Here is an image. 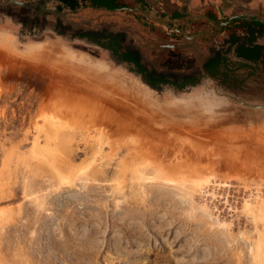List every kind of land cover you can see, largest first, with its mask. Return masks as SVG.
I'll return each mask as SVG.
<instances>
[{
  "label": "rangeland",
  "instance_id": "374dc122",
  "mask_svg": "<svg viewBox=\"0 0 264 264\" xmlns=\"http://www.w3.org/2000/svg\"><path fill=\"white\" fill-rule=\"evenodd\" d=\"M17 1L27 5L0 2V264H264L254 251L264 214L243 209L264 193V109L223 95L264 104V84L242 92L205 82L196 56L158 47L166 40L139 16ZM68 12L106 26L75 30L60 19ZM86 34L101 43L121 34L170 83L149 88ZM186 77L199 83L177 90ZM173 137L208 161L170 158ZM155 167L212 182L193 191Z\"/></svg>",
  "mask_w": 264,
  "mask_h": 264
},
{
  "label": "crops",
  "instance_id": "0c3cea01",
  "mask_svg": "<svg viewBox=\"0 0 264 264\" xmlns=\"http://www.w3.org/2000/svg\"><path fill=\"white\" fill-rule=\"evenodd\" d=\"M118 2L120 8L114 11L95 9L90 4L80 9L105 10L112 14L121 12L127 14L133 21L139 16L144 22L148 21L146 27L160 34L161 39L166 41L179 39L181 37L179 31H183L185 35L201 33L198 42L201 51L207 57L205 64L219 54L232 63L230 67L234 68L233 64H236V74L243 81L239 88L242 92H246L249 87H261L264 84V0H118ZM80 9L72 12H78ZM233 38H237L238 42L232 46L230 41ZM241 44L245 47L260 46L263 56L257 61L237 57L235 49ZM215 80L220 82L219 79Z\"/></svg>",
  "mask_w": 264,
  "mask_h": 264
},
{
  "label": "trees",
  "instance_id": "16d2710c",
  "mask_svg": "<svg viewBox=\"0 0 264 264\" xmlns=\"http://www.w3.org/2000/svg\"><path fill=\"white\" fill-rule=\"evenodd\" d=\"M59 3L61 10H71L77 11L81 7H87L88 4L92 8L99 9L98 5H96V1L99 0H56ZM118 2V0H116ZM107 10L114 11L120 8L119 2L116 6L109 8L106 7ZM90 41L97 43L98 45L104 47L105 49L109 50L111 53V57L115 60L118 64L120 63H127L131 67L129 70L131 72L136 73L137 75L141 76V79L145 85L149 88L162 91L163 86L169 84L170 82L167 78L160 73H157L155 70L148 69L143 63L141 62L140 53L137 50L131 49L129 47L123 48L121 45L122 35H110L107 36V41L101 43L93 34H86ZM231 45H235L238 42L237 38H233L230 41ZM235 54L237 57H241L243 59L249 61H257L258 59L263 56L262 48L260 46H248L245 47L244 45H240L237 49H235ZM232 63L222 55H218L213 59H210L205 64V71L208 76L213 79H219L220 82L227 86L229 89L237 90L241 87L243 81L239 78L236 74V68L234 65L230 67ZM241 66V65H239ZM199 83V80H191L189 77H186L182 84H173L177 90H182L187 86H194Z\"/></svg>",
  "mask_w": 264,
  "mask_h": 264
},
{
  "label": "bare ground",
  "instance_id": "6f19581e",
  "mask_svg": "<svg viewBox=\"0 0 264 264\" xmlns=\"http://www.w3.org/2000/svg\"><path fill=\"white\" fill-rule=\"evenodd\" d=\"M116 75H122V73H116L114 72ZM135 85L137 87H140L141 89H144L142 85H140L139 83H137V81L135 80ZM145 90V89H144ZM57 125V124H56ZM56 125H53L52 126V129L54 130L55 133H58L59 131V128H57L58 126ZM170 139V138H169ZM36 142V141H35ZM34 142V143H35ZM212 142V141H211ZM33 143V144H34ZM39 143V142H38ZM39 145V144H38ZM35 148L37 146H34ZM48 147V146H47ZM38 148V147H37ZM40 149V148H39ZM45 149H47L45 147ZM212 149V148H211ZM34 150V148H33ZM100 150H101V147H100ZM167 152H168V155L170 158L174 159V160H177L178 162L181 161H187L188 163H192V162H196L199 163V162H205V159H207L208 161V153L202 149L201 147H198V145H196L195 143H192V141L188 140V139H185L184 137H173L170 139L169 143H168V147H167ZM209 151V150H208ZM211 152V151H210ZM155 154V153H154ZM216 155V154H215ZM215 155L213 157H215ZM102 156V154H101ZM156 157V156H155ZM175 157V158H174ZM171 159V160H172ZM215 159V158H214ZM217 159V158H216ZM183 160V161H182ZM218 160V159H217ZM169 161V159H168ZM177 163V162H176ZM180 163V162H179ZM216 163L218 164L219 166V163L216 161ZM151 164V163H150ZM168 164H170V162H168ZM181 164V163H180ZM202 164V163H201ZM214 164V163H213ZM158 165V163H157ZM176 165V164H175ZM198 165V164H197ZM196 165V166H197ZM195 166V165H194ZM221 166V165H220ZM174 167V166H172ZM180 167V166H179ZM203 167V166H202ZM210 167V166H209ZM216 167V166H215ZM175 168V167H174ZM190 168V167H189ZM192 169V168H190ZM201 169V168H200ZM213 169V168H212ZM204 170V169H203ZM202 170V171H203ZM206 170V169H205ZM156 175L158 176V178H161L163 180H166L168 182H178L182 185H184L185 182H189L190 183V187H191V190L193 191H199L201 190L204 186H209V184L212 182V179H211V176L212 174L210 173H205L206 175H198L197 177H194V179L190 178L191 176H185V177H177V176H173V175H167V174H164L162 172V168H156L154 169ZM198 171V170H197ZM207 171V170H206ZM211 171V170H209ZM82 172V171H81ZM87 172V171H85ZM192 173L194 171H191ZM199 173V171H198ZM190 174V173H189ZM188 174V175H189ZM79 175V174H78ZM147 175V174H146ZM77 176V175H76ZM216 177V176H215ZM228 177V176H226ZM233 177V176H232ZM142 178V176H141ZM139 178V179H141ZM76 179H79V178H76ZM144 179V178H143ZM142 179V180H143ZM214 179V178H213ZM229 179V178H228ZM79 181V180H77ZM73 182V181H72ZM75 182V180H74ZM73 182V183H74ZM216 182V181H215ZM68 183V182H67ZM222 184H225L229 187V184L228 182L224 181L222 182ZM221 184V185H222ZM231 185V184H230ZM213 186V184H212ZM211 188V187H210ZM204 190V189H203ZM209 190V189H208ZM256 194H250L249 195V198L248 199H245L244 200V203H243V209L245 211H247L248 213H250L254 219H257L259 217H261L263 214H264V193H262V191L257 188L256 189ZM207 192V191H205ZM264 192V191H263ZM202 193H204L202 191ZM209 193V191H208ZM213 195V194H212ZM263 218V217H262ZM263 223H264V218L262 219ZM264 227V226H263ZM255 253L256 254H263V259H264V229H263V234L260 238V240L257 242L256 244V248H255Z\"/></svg>",
  "mask_w": 264,
  "mask_h": 264
},
{
  "label": "water",
  "instance_id": "95a60500",
  "mask_svg": "<svg viewBox=\"0 0 264 264\" xmlns=\"http://www.w3.org/2000/svg\"><path fill=\"white\" fill-rule=\"evenodd\" d=\"M0 2H3L2 5L12 4V5H19V6H26L27 4L21 1L17 0H0ZM50 12H54L53 10H49ZM71 13V12H70ZM60 19L68 24L71 28L75 30H80L84 33H91L93 31H100L102 28L106 26V22H94V20H74L70 18L69 12L68 13H62L59 15ZM113 28L110 26V29ZM125 27H120L118 30L121 32L124 30ZM131 31V30H130ZM135 33V31H131ZM181 34V37L177 40H171L166 41V44H158V47H160L163 50H171V51H182L186 52L188 54H193L196 56L198 62H199V71L203 75V78L205 82L211 78L207 75L205 71V62L206 57L201 51L200 44L198 42V38L200 37L201 33H193L191 35H185L183 31H179ZM135 38V37H134ZM136 39V38H135ZM216 90V89H215ZM217 91V90H216ZM223 95L229 97L234 102L241 104L244 107L253 108V109H264L263 103H254L250 101H246L240 97L234 96L230 93H223Z\"/></svg>",
  "mask_w": 264,
  "mask_h": 264
}]
</instances>
